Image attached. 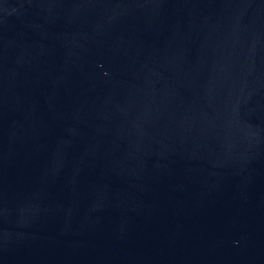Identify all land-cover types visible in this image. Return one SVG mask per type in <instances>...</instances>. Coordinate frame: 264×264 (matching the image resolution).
<instances>
[{
  "label": "water",
  "instance_id": "95a60500",
  "mask_svg": "<svg viewBox=\"0 0 264 264\" xmlns=\"http://www.w3.org/2000/svg\"><path fill=\"white\" fill-rule=\"evenodd\" d=\"M0 264H264V0H0Z\"/></svg>",
  "mask_w": 264,
  "mask_h": 264
}]
</instances>
